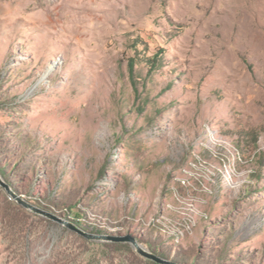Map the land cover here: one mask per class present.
<instances>
[{
	"label": "rangeland",
	"instance_id": "rangeland-1",
	"mask_svg": "<svg viewBox=\"0 0 264 264\" xmlns=\"http://www.w3.org/2000/svg\"><path fill=\"white\" fill-rule=\"evenodd\" d=\"M0 179V264H155L8 190L173 264H264V0H0Z\"/></svg>",
	"mask_w": 264,
	"mask_h": 264
},
{
	"label": "water",
	"instance_id": "water-1",
	"mask_svg": "<svg viewBox=\"0 0 264 264\" xmlns=\"http://www.w3.org/2000/svg\"><path fill=\"white\" fill-rule=\"evenodd\" d=\"M0 183H2L1 179H0ZM8 192L13 196V198L19 203L21 204L23 207H25L28 210H31L37 214L40 215H44L47 217H50L52 219H55L65 225H67L69 228L73 229L74 231H76L77 233H79L80 235H83L84 237L88 238V239H92V240H98V241H111V242H115V243H130L135 250L143 257L153 261L156 264H173L170 261H167L166 259L152 253L151 251L147 250L146 248H144L142 246L141 243H139V241L133 237V236H124V235H97V234H92V233H88L85 230H83L82 228L72 224L69 221H66L62 218H57L55 216H53L52 214L30 204L29 202L23 200L22 198L18 197L14 192H11L10 190H8Z\"/></svg>",
	"mask_w": 264,
	"mask_h": 264
},
{
	"label": "trees",
	"instance_id": "trees-1",
	"mask_svg": "<svg viewBox=\"0 0 264 264\" xmlns=\"http://www.w3.org/2000/svg\"><path fill=\"white\" fill-rule=\"evenodd\" d=\"M131 66H133V64H131ZM260 134H261V130L259 129L243 131L239 135V140L237 141V144L244 145V146H248L247 144L249 143L251 144V142L253 144H256L260 138ZM75 215L78 216V214H75Z\"/></svg>",
	"mask_w": 264,
	"mask_h": 264
},
{
	"label": "built area",
	"instance_id": "built-area-1",
	"mask_svg": "<svg viewBox=\"0 0 264 264\" xmlns=\"http://www.w3.org/2000/svg\"><path fill=\"white\" fill-rule=\"evenodd\" d=\"M214 145H215V146H219V145H217V144H214ZM208 150L211 152V150H212V149H211V148H209ZM202 163H203V164H205V163H206V161H203V162H201V164H202Z\"/></svg>",
	"mask_w": 264,
	"mask_h": 264
}]
</instances>
